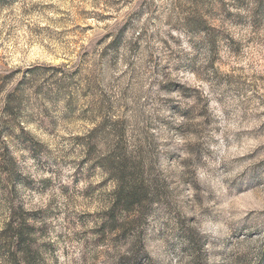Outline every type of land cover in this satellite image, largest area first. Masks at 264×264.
I'll list each match as a JSON object with an SVG mask.
<instances>
[{"label":"rangeland","instance_id":"rangeland-1","mask_svg":"<svg viewBox=\"0 0 264 264\" xmlns=\"http://www.w3.org/2000/svg\"><path fill=\"white\" fill-rule=\"evenodd\" d=\"M117 147L156 185L124 231L104 223ZM11 255L264 264V0H0V264Z\"/></svg>","mask_w":264,"mask_h":264},{"label":"trees","instance_id":"trees-1","mask_svg":"<svg viewBox=\"0 0 264 264\" xmlns=\"http://www.w3.org/2000/svg\"><path fill=\"white\" fill-rule=\"evenodd\" d=\"M130 158V156H126L124 150L117 147L116 150L114 149L104 158L105 162L102 164L117 183L113 202L109 207L104 222L111 230L124 231L127 226L136 222L137 216L134 213H138L146 204L154 199L153 193L156 185L150 180H145L140 171L143 159L140 160L138 158L137 161L131 163ZM8 226L10 227V225ZM104 227L103 225L102 228ZM14 235L17 243L16 250H18L22 257H26L27 249L24 242L26 233L23 231V228L18 227L14 229ZM11 244L6 245L8 253L12 249H10ZM13 259L15 258L12 256L11 263L9 261L8 264H21L20 260L13 261Z\"/></svg>","mask_w":264,"mask_h":264}]
</instances>
